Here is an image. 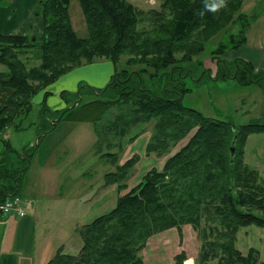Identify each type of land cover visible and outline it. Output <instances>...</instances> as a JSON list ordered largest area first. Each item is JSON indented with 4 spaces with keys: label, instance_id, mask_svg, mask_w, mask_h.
Instances as JSON below:
<instances>
[{
    "label": "trees",
    "instance_id": "obj_1",
    "mask_svg": "<svg viewBox=\"0 0 264 264\" xmlns=\"http://www.w3.org/2000/svg\"><path fill=\"white\" fill-rule=\"evenodd\" d=\"M243 1L226 0L225 7L211 11L216 0H163L159 9L145 13L127 0H78L87 29V36L80 37L70 22V0H38L39 32L0 33V65L9 73L0 84L11 89L0 107V135L12 124L19 126L14 121L29 113L37 90L74 66L97 58L116 64L121 55L127 56V67L115 70L105 87L90 88L94 99L79 106L88 116L77 118L92 120L98 141H107L108 132L124 137L135 124L153 120L146 153L163 156L194 130L184 145L168 154L160 170L149 169L118 197L113 209L79 228L82 243L77 254L58 251L47 264H144L141 251L149 237L185 224L202 241L200 262L264 264V252L260 260L256 249L243 254L235 247L240 227L264 226V187L236 153L230 157L232 141L243 144L248 134L264 132V123L235 125L182 104L190 90L183 79L192 76V67L213 79L235 78L239 85L255 83L264 90L263 70H254L240 58L224 57L246 42L248 17L241 11ZM143 15L146 25L138 27ZM236 22L240 23L238 31L210 50L214 75L202 62H192L211 37ZM29 57L38 63L28 67ZM136 64L143 67L128 70ZM145 76L154 86L146 84ZM76 105L56 110L58 118L63 119ZM5 144L7 151L13 150ZM106 146L111 144L107 141ZM101 155L112 160L116 156L114 152ZM21 159L17 161L21 164L11 162L1 174L6 182L0 184V202L19 191L21 176L31 161ZM133 160L130 157L118 166L109 180L125 176ZM183 258L181 253L175 261Z\"/></svg>",
    "mask_w": 264,
    "mask_h": 264
},
{
    "label": "rangeland",
    "instance_id": "obj_2",
    "mask_svg": "<svg viewBox=\"0 0 264 264\" xmlns=\"http://www.w3.org/2000/svg\"><path fill=\"white\" fill-rule=\"evenodd\" d=\"M23 1L19 0V2ZM127 1L145 13L151 9H159L163 2V0ZM0 5H8L9 9L3 18L0 16L1 30L3 28L7 30L8 25H13L18 21H21V27L28 25L26 23L28 17L22 5L17 6L16 10L11 8L10 0H0ZM263 6L264 0H253L254 9L250 12L246 11L250 21V16L259 12ZM36 9L37 6L33 8L30 18L39 16L35 14ZM68 13L77 35L86 37V24L78 0H70ZM7 16L9 20H6ZM142 17V22L138 24V27L146 25V16ZM239 27L240 23L236 22L223 28L208 40L203 52L193 56L192 62H202L203 66L214 75L216 66L210 58V50L220 41H225L230 33H236ZM35 29L33 30L37 33L41 27L38 26ZM27 32L19 31L18 33H34L32 30ZM126 57L121 55L116 64L107 58H97L92 62L69 69L53 82L37 90L31 97L29 113L15 119L14 123L19 126L15 127L12 124L0 135V184L6 182L1 174L11 162L18 165L21 164L17 162L19 158L22 161L21 156L31 158L27 169L21 176L20 186L23 190L19 191V194L25 196L23 192L26 190L28 203L37 202L42 212L43 228L40 225V229L42 228V234L45 232L46 236H43L49 242V249L46 252L50 255L47 262L58 251L77 254L82 243L79 228L113 209L118 197L138 183L149 169L160 170L162 158L184 145L194 132L192 130L185 138L178 141L168 154L158 156L154 153H146L145 149L153 131V120L135 124L130 132L121 138L108 132L106 140L111 146L107 147V141H98L91 119H78L81 115L88 116L85 109L79 106L94 99L90 88L98 90L105 87L115 70L127 67L124 64ZM28 59V67L38 63L35 58L29 57ZM141 67L143 65H129L128 70H138ZM0 70L5 71L6 69L0 65ZM192 71V76L183 79L184 86L190 89L182 97L183 105L198 110L204 116L229 120L235 125L264 123V117L259 116L263 106L259 105L261 95L258 89L261 88L262 96H264V90L259 84L253 83V86L247 88L240 86L235 78L213 79L208 74H201V69L197 67H192ZM197 76H200V79L195 81ZM145 81L148 86L151 87L152 84L154 86L147 76H145ZM241 88L243 91L239 92L238 96L242 95L244 100L240 103L235 96L236 89ZM70 105H76L74 110L66 113L63 119H59L56 110L68 108ZM112 113L113 116L117 115V109L113 108ZM53 120L55 125L52 126ZM51 126L52 128L47 133H43ZM5 143L13 150L7 151ZM234 144V154L236 153L245 165L255 171L257 182L262 183L264 187V132H252L246 136L243 144L239 142ZM31 151L34 152L32 157L27 155ZM105 152H114L116 154L114 161L101 155ZM49 153L51 154L46 159L45 155ZM130 157L134 158L133 164L126 168L125 176L117 180H109L111 179L109 175L117 172L118 166H122ZM45 162L46 165L41 167ZM8 216L0 213V249L4 248V245L6 249L8 248L4 238H8L9 234L7 227L2 223ZM185 225L196 236V246L194 243L192 248H196V252L193 251L195 253L194 264L197 262L217 264V259L199 261L202 241L191 225ZM235 247L243 254H246L249 248H254L258 251L261 260L264 252V226L249 224L240 227L236 233ZM179 251L181 252L176 255L181 254L184 249L179 247ZM15 254L20 255L16 251ZM175 256L173 260L176 264H180L186 258L184 256L181 261H175ZM166 261L172 262L170 255ZM24 264L30 263L26 261Z\"/></svg>",
    "mask_w": 264,
    "mask_h": 264
},
{
    "label": "crops",
    "instance_id": "obj_3",
    "mask_svg": "<svg viewBox=\"0 0 264 264\" xmlns=\"http://www.w3.org/2000/svg\"><path fill=\"white\" fill-rule=\"evenodd\" d=\"M37 1L38 0H24L23 2H19V0H10V6L12 9L16 10L17 6L22 5L28 17L26 21L28 25L21 27V21H18V23L8 25L9 28L7 30L4 28L3 30L0 29V33L18 34L19 31L28 33L27 31L29 30L34 32L33 29H35V27L39 26L40 28L42 25L41 17L34 16V18H30V14L36 6ZM251 9H254L253 0H251V3H249V0H244L241 11L247 15L246 11L250 12ZM8 12V5H0V16L2 18ZM247 17L249 16L247 15ZM250 17L251 21L248 18L245 30V44L235 50L226 52L224 57L227 60L240 58L249 62L254 67V70L264 71V6L259 12L252 14ZM6 20H9V16L6 17ZM32 22H34V24ZM8 76L9 73H7V71L0 70V81L5 80ZM240 86L249 88L253 86V83ZM236 90L235 99H239V102L241 103L243 102L244 97L242 95L238 96V94H240L239 92H242L243 89ZM258 92L261 95L259 105L263 106L260 109L261 112L259 113V116L264 117V96H262L261 88L258 89ZM10 94L11 89L0 84V107L5 104ZM50 154L51 153L45 155V158L48 159ZM165 159L166 157L162 158V166ZM37 162H39V159H37ZM45 165L46 162L43 163L41 167H44ZM22 190L23 188L20 186L19 191L21 192ZM19 191L17 195L20 196L22 200L28 202L29 198H26L27 191L24 190L23 192L25 196L19 194ZM28 204H30V206L26 207V213L23 216L11 214L2 222L3 225L7 227L9 237L6 239L4 238L5 244L8 245V248L6 249L3 244L4 248L0 249V264H24L26 261H29L30 264H47V259L50 254L47 253L46 250L49 249V242L44 237L46 236L45 232L42 234V212L40 211L37 202H30ZM37 214H39V216ZM40 225L42 226L41 229ZM195 242L196 236L193 231L190 232L187 225H182L179 230L173 227L153 234L148 241H146V245L142 250L144 264H176L173 257L181 252L179 251V247L184 249L182 253L186 257L180 262V264H189L190 261L191 264H194L195 253H193V251L196 252V248H192L194 247ZM15 251L19 252L20 255L15 254ZM169 255L172 262L166 261Z\"/></svg>",
    "mask_w": 264,
    "mask_h": 264
},
{
    "label": "built area",
    "instance_id": "obj_4",
    "mask_svg": "<svg viewBox=\"0 0 264 264\" xmlns=\"http://www.w3.org/2000/svg\"><path fill=\"white\" fill-rule=\"evenodd\" d=\"M28 206L29 204L27 201L22 200L17 194H13L6 197L4 201L0 202V213L23 216L26 213V207Z\"/></svg>",
    "mask_w": 264,
    "mask_h": 264
},
{
    "label": "clouds",
    "instance_id": "obj_5",
    "mask_svg": "<svg viewBox=\"0 0 264 264\" xmlns=\"http://www.w3.org/2000/svg\"><path fill=\"white\" fill-rule=\"evenodd\" d=\"M226 6V0H216L215 3L211 5V11H218L219 9Z\"/></svg>",
    "mask_w": 264,
    "mask_h": 264
},
{
    "label": "water",
    "instance_id": "obj_6",
    "mask_svg": "<svg viewBox=\"0 0 264 264\" xmlns=\"http://www.w3.org/2000/svg\"><path fill=\"white\" fill-rule=\"evenodd\" d=\"M235 148H234V140L231 143L230 147V157L232 158L234 156Z\"/></svg>",
    "mask_w": 264,
    "mask_h": 264
},
{
    "label": "flooded vegetation",
    "instance_id": "obj_7",
    "mask_svg": "<svg viewBox=\"0 0 264 264\" xmlns=\"http://www.w3.org/2000/svg\"><path fill=\"white\" fill-rule=\"evenodd\" d=\"M2 34V33H1Z\"/></svg>",
    "mask_w": 264,
    "mask_h": 264
}]
</instances>
